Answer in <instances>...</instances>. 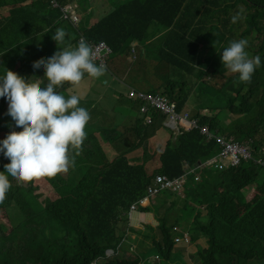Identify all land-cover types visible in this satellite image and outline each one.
Returning <instances> with one entry per match:
<instances>
[{
  "label": "trees",
  "instance_id": "1",
  "mask_svg": "<svg viewBox=\"0 0 264 264\" xmlns=\"http://www.w3.org/2000/svg\"><path fill=\"white\" fill-rule=\"evenodd\" d=\"M74 1L60 0V4ZM114 5L84 30L66 23L71 31L64 27L65 41L57 44L52 38L53 30L68 21L59 8H49L46 0L35 5L33 0H0V8L10 13L7 18H0V77L8 69L30 81L36 80L35 72L44 73V69H34L33 62L51 57L68 47L71 40L79 43L82 31L87 43L105 41L111 47L105 69L112 80L126 63L134 41L145 43L158 36L154 50L159 60L169 64V84L147 91L157 93L164 87L162 93L177 101V111L196 119L198 127L173 131L161 153L151 155L148 141L158 131L155 120L162 116L154 112V120L144 124L135 110L137 103L118 93L119 98L113 97L112 102L118 108H130L132 118L129 123L119 121L114 126L102 116L108 112L107 104L103 102V110L96 105V129L87 134L82 151L66 173L32 182L9 176L12 186L0 203V210H8L13 226L0 220V264H91L96 258L107 257V249L117 251L127 223L121 213L146 195L156 174L187 178L198 161L205 164L221 149L216 138H209L201 127L240 140L253 159L262 157L264 0H127ZM241 10L243 18L232 23V16ZM167 28L170 32L161 34ZM152 30L155 33L149 38ZM241 38L248 41L246 51L250 57H260L261 66L251 82L235 86L232 79L238 74L226 69L221 56L230 41ZM154 69L163 72L158 67ZM192 75L197 76V82ZM216 75L223 81L218 88L224 85L236 94L226 95L229 102L222 109L215 108L209 114L199 110L192 113L189 100L195 86L199 81L210 83L205 77ZM173 76L188 81L177 82ZM43 84L41 87H45ZM69 88L65 84L57 91L64 93ZM7 103L6 98L0 97V141L11 131H22L12 119L3 121L1 111ZM111 148L115 150L112 159L106 156ZM137 149H142L143 155L130 157ZM155 155L160 167L151 173L146 163ZM0 157L5 158L3 153ZM252 158L241 157L242 164H229L226 168L205 165L199 172L200 179L196 168L192 184L187 179L182 193L165 190L150 206L141 207L154 210L160 221L158 227L151 226V243L156 246L160 261L116 252L106 260L107 264H174L171 256L178 235L174 227L184 221L190 232L196 231L207 239L208 245L199 251L200 264H264V166ZM3 171L4 168L0 172ZM57 187L62 194L58 200L50 198L53 189L58 194ZM249 193H254L251 199L247 198ZM173 208L179 210V215L171 213Z\"/></svg>",
  "mask_w": 264,
  "mask_h": 264
},
{
  "label": "clouds",
  "instance_id": "2",
  "mask_svg": "<svg viewBox=\"0 0 264 264\" xmlns=\"http://www.w3.org/2000/svg\"><path fill=\"white\" fill-rule=\"evenodd\" d=\"M33 1L35 5L39 0ZM46 1L49 8H59L62 12V17H64V15L68 12L73 15L77 5V3H74L76 1H74L69 4H75V6L61 9L58 0ZM77 2L79 3L80 0H77ZM242 18L243 10L234 14L231 18V22L237 23ZM65 23H70L71 26L79 27V21L73 23L68 20ZM65 23H63V25L66 26ZM167 32H170V28L161 31V34L166 35ZM66 35L67 33L63 28H57L55 35L52 36V38L57 42V44H63ZM82 37L84 38L85 36L81 31L78 37L79 43L75 47L57 50L47 59L41 58L34 61L32 65L34 69H44V73H41L40 71L35 72L36 80L34 81H30V78L25 79L18 73L8 69H6V74L0 77V97L6 98L8 102V109H6L7 115L10 116L9 120L12 119L15 122L16 127L22 128V131L19 132L11 131L5 139L0 141V153H3L4 157L10 161L4 165V171L0 172V203H3L6 199V195L12 186L9 176L20 182H32L44 177H55L57 174L66 173L69 170V167L74 165L75 156L79 155L82 151L83 142L87 136L85 129L91 119V116L93 117V115L90 116L89 111L80 106L82 96L79 94L77 89L84 80L85 74L92 78H99L106 72V65H100L99 62L95 60L92 47L90 46V44L93 43H87L85 38L84 40L81 39ZM136 46L137 41H134L132 43L133 50L131 51L135 52ZM247 47V39L241 38L239 40H232L229 42L228 46L223 49L221 56L222 64L226 67V69L233 74H238L239 80L245 83L251 82L253 73L261 66L260 57L258 55L250 57L249 53L246 51ZM111 54L112 52L109 56ZM41 76H44V78L42 79ZM195 78H197V76L192 75V79L197 82ZM115 79L116 81H120L122 85L121 89L115 88L112 90L116 95L115 98H119L118 93H123L125 97L137 103L136 110L139 111L145 123H151L154 120L153 113L155 112L162 116V125L173 128L175 133H179L181 130H190L193 127H198V121L196 119L188 118L190 121L195 120L197 122L196 125L190 129H185L181 126L180 131H178L176 130L177 127L175 125L169 123L168 116L163 112L152 110L149 114L143 113L141 106L143 105L144 100L138 97H130L128 92L131 89L146 93L160 94L175 102L176 105L177 101L170 95L162 93L161 91L163 89H161L160 92L153 93L150 91L140 90L132 85L124 84L125 78L119 79L114 77L110 80V82L105 81V84L109 83L112 85V82H116L113 81ZM41 83H44L43 85H45V87H41ZM65 84L70 85V88L68 89L69 94L67 96L57 91L58 88H62ZM204 84L206 85V83ZM205 85H203V88H205ZM112 105L113 107L115 106L113 102ZM148 116L151 117V122L148 121ZM202 128L203 127H201V130ZM210 132L213 131L210 130ZM213 133L221 134L219 131H215ZM233 139L235 138L233 137ZM236 141L241 142L240 140ZM220 151L221 149L209 160L216 157ZM260 154L262 157L253 159L251 151L249 150L248 156L244 158L246 160L252 158L256 163L264 166L263 145L261 146ZM209 160H207L205 164L200 163L198 166H214L213 164H207ZM242 163L243 162L240 161L238 164H230L240 165ZM228 165L229 164H227L224 168ZM191 172L195 173L196 170L193 169ZM196 177L200 179L199 173ZM53 190L54 194L50 198H56V200L61 199L62 194L58 187V194L55 189ZM160 193L154 197H150L148 201H146L147 203L142 205L140 203L141 200L149 196L147 191L145 196L134 201L127 211L121 213V215L126 216L127 223L124 226V238L117 246V251L113 248H109L106 250L107 257H99L93 261H97L99 264H107L108 261L106 260L116 252H118L121 256H141L139 250L134 247L135 245L130 243L133 240L127 243V238H132V235H127V231L134 232V230H139L141 227H145L141 226V221H144L146 224H150L155 228L159 226L160 221L156 217L155 211L151 209H143L141 207L146 208L150 206L154 203ZM133 205H136L138 211L140 210L141 213H131ZM134 219H137L138 224H135ZM152 219L158 223H153ZM126 226L128 227V230H126ZM137 236L133 237L136 239ZM136 247L141 249L137 246V244ZM156 258H159L158 255H156Z\"/></svg>",
  "mask_w": 264,
  "mask_h": 264
},
{
  "label": "rangeland",
  "instance_id": "3",
  "mask_svg": "<svg viewBox=\"0 0 264 264\" xmlns=\"http://www.w3.org/2000/svg\"><path fill=\"white\" fill-rule=\"evenodd\" d=\"M125 1L127 0H80V2L78 3L79 7L77 11L74 10L73 15H71L70 12H68L67 14L64 15V18L65 19L68 18V20H70L71 22L76 23L81 18L83 19V16H85L86 17L85 21H82L81 23H79L80 29L84 30L86 29V26H87L85 22L89 18V12H91L90 9H93V12L90 16L89 22H91L92 17L96 21V19L100 18L102 15L107 14L111 10V8L115 6L114 5L115 3H118V2L121 3ZM58 2H59L61 9L75 6V4H69V5L60 4L61 3L60 0H58ZM9 14H10L9 11H7L4 8H0V18L2 16H3L2 18H7ZM64 27H66L69 31H71V26H60V27L54 28L53 30L54 34L57 28H64ZM154 33L155 32L152 30L149 33L148 37L151 38ZM158 38L159 37L156 36V37L149 39L148 42L140 43V44L139 42H137L136 51L135 52L131 51V54L126 57V60H127L126 63L121 67L120 72H118V75L115 78H119V79L125 78L124 84L132 85L135 88H138L144 91L150 90L151 87L153 86H160V85L163 86V84H169L168 83L169 81H167V79L170 77V72L169 70H167L169 64L165 61L163 62L162 60H159V57L157 54H155V50H154V41L158 40ZM256 39L257 37H254L253 40H256ZM77 43L78 42H76L75 40L73 41L71 40L67 46L75 47ZM131 50H133L132 46H131ZM143 62H147V64L143 65ZM150 63H152L151 67L149 66ZM154 67L160 68L163 72L162 73L156 72ZM208 68L209 67L207 66V69ZM147 73L148 75L145 76V74ZM41 78L43 79L44 76H41ZM141 78H144V81H142ZM172 78L176 80L177 82L188 81L178 76H173ZM110 79H111L110 75L108 74L107 71L105 72L104 75L100 76L99 78H92V77H89L87 74H85V78L82 81V83L79 85L77 91L82 96V99L80 101V106L86 108L89 111L90 116L93 115V111L96 109L95 107L98 106L99 109L103 110L105 109L102 107L103 102L104 104H107L108 112L106 113V116L104 115L102 116L105 121L107 120L109 121L110 125L114 124L115 126V123H114L115 116L110 111L113 108V105H112L113 98L112 97H116V95L113 93L112 90L115 88L121 89L122 85L120 81L118 80L116 81V79L113 80L116 82H112V85L109 83L105 84V81L107 80L109 81ZM195 79L198 81L197 78ZM204 80L205 81L211 80V82L210 83L207 82V84L205 85L203 81H199L198 86H195L194 90L192 91L189 104L191 105V111L193 112H196L199 110L201 111V113L209 114L212 112V110H215V108L222 109L224 108V106L228 104L230 94H234V93L236 94V92H231L229 89H226L224 85L218 88L219 83L221 84L223 82L222 77L220 75H216V77L215 76L207 77V78L205 77ZM232 81L234 82L235 86H238L239 82L241 83V81L239 80V77L233 78ZM203 85H205V88H203ZM61 94L67 96L69 93L67 91ZM226 95H228L229 97ZM106 96H108V98H106ZM6 108L8 109V103L5 105L4 110L1 111V117L4 121H9L10 116L7 115ZM135 110H133V114L137 115ZM94 122L95 120L91 116V119L88 122L86 129H85L87 134L95 130ZM144 124L146 123L144 122ZM155 124L157 125V130H158L156 134L157 135L159 134L160 138L163 137V134L169 135L170 137L171 133L174 131V129L171 127L163 126L161 120H155ZM2 131L5 132L4 129H2ZM102 145L105 148L107 147L105 143H102ZM263 149H264V143H263ZM114 152L115 150L111 148L110 150L106 151V156L112 159ZM9 162H10L9 160L3 157H0V171L3 170L4 165ZM204 168H205L204 166H198L197 172L199 173L203 171ZM152 170H153V167L148 168L149 172H152ZM206 170H208V168ZM192 173H188V176H187L188 184L190 185L192 184V178L195 175L194 173L193 174ZM253 196H254V193L247 194L248 199H251ZM156 208L157 207L154 206V209ZM7 211L8 210L5 208H2L0 210V220L4 222L7 226H13V221L10 219ZM171 213L176 216V215H179L180 212L177 208H173L171 210ZM185 224H187V221H184L181 224H177V227L180 231L175 232V233L179 234L180 232L182 233L183 231H187L189 233L191 242L193 238V241H195L196 243L195 245L198 247V251L195 253V257L199 258V251L203 247H205L201 243L199 238L201 237L206 238V237L198 234V232L196 231L190 232L188 228H185ZM125 228H127L126 230H128L127 226ZM127 235L128 236L132 235V238L131 237L127 238V243L133 240L137 244V246L141 249H138L136 247V244L133 241H131L130 243L135 245L134 247L137 250H139V253L141 254V256L144 255L146 259L148 258L151 261L161 260V258L160 259L156 258V253H158V251L156 250V246L151 243L152 242L151 237L153 233H152L150 224L146 225V230L144 229H142V231L134 230V232L127 231ZM133 236L135 237L137 236V238L135 239ZM185 243L186 242H183L182 245L183 246L186 245ZM190 256L191 255L188 254L186 251H184L182 247H180V249H177L175 247V250L171 256V259L174 264H192V261L190 260Z\"/></svg>",
  "mask_w": 264,
  "mask_h": 264
},
{
  "label": "built area",
  "instance_id": "4",
  "mask_svg": "<svg viewBox=\"0 0 264 264\" xmlns=\"http://www.w3.org/2000/svg\"><path fill=\"white\" fill-rule=\"evenodd\" d=\"M81 39L84 40L82 37ZM92 47L95 60L99 62L100 65L105 66L107 62V58L109 54L112 52L111 48L106 42H100V43H93L90 44ZM128 95L130 97H138L142 100H144L143 105L141 106V110L145 114H149L152 110H157L160 112H163L168 116V121L170 124L175 125L177 127L176 130L180 131L181 126L185 129H190L193 126L196 125V121H190L188 120L186 114L181 115L176 110V103L171 101L169 98L162 96L160 94H152V93H146L141 91H136L134 89H131L128 92ZM148 121L151 122V117L148 116ZM202 132L206 133L209 138L215 137L217 142L221 145V151L220 153L208 161V165H214L218 168H224L227 164H238L241 161V157H247L248 156V147L239 142L236 141L233 138H228L224 135L210 132V130L207 127L202 128ZM187 181L186 175H183L181 177L176 178H170L168 175L163 173H158L155 175L154 181L151 185L148 187V194L146 198L141 200V204L145 205L150 197H154L163 190H171L176 191L178 193H182L185 188V183ZM141 213V211L137 209L136 205L132 206V212L131 213ZM134 213V214H135ZM133 214V215H134ZM132 215V216H133ZM153 223L155 222L154 219H152ZM175 232H179L178 227H174ZM190 235L188 232H183L175 237L176 243H190ZM92 264H99L97 261H93Z\"/></svg>",
  "mask_w": 264,
  "mask_h": 264
},
{
  "label": "crops",
  "instance_id": "5",
  "mask_svg": "<svg viewBox=\"0 0 264 264\" xmlns=\"http://www.w3.org/2000/svg\"><path fill=\"white\" fill-rule=\"evenodd\" d=\"M74 3H77V5L75 7V10L77 11L79 4H78L77 0ZM90 11L91 12H89V18L85 22V24H87V27H89L90 25H92L93 23L96 22L95 19H93V17L91 18V22H89L90 16L93 12V9H90ZM85 19H86V17L83 16V19L81 18L79 20V23H81L82 21H85ZM110 111L115 116V119H114L115 122L114 123H116V122L118 123L119 121L124 122L123 124L129 123V121L132 118V117L130 118V116H131L130 108H125V109L122 107L118 108L116 105ZM169 138H170L169 135H166V134H163L162 138L159 137V134L158 135L156 134L155 136L150 138L148 141V148H149L150 154L151 155L155 154L157 151H159L158 154H160L161 151L164 149L165 145L167 144ZM142 155H143L142 149H137V150H135L129 154L130 157H141ZM159 163H160L159 158L157 155H155L154 157H150V160L146 163V167H147V169L149 167H153V169H156V168L160 167ZM134 222H135V224H138L137 219H134ZM141 222H142L141 226H145V227H141L139 230L140 231H142V229L146 230L145 228H146L147 224L144 221H141ZM199 239H200L201 243L206 247L207 246V239L204 237H201ZM182 244L183 243H177V244H175V246L177 247V249H180V247H182L184 249V251H186L188 254L191 255L190 260L192 261V264H200L199 258L195 257V253L198 251V247L195 245L196 244L195 241L192 240V242L189 244L185 243L186 245H184V246Z\"/></svg>",
  "mask_w": 264,
  "mask_h": 264
},
{
  "label": "water",
  "instance_id": "6",
  "mask_svg": "<svg viewBox=\"0 0 264 264\" xmlns=\"http://www.w3.org/2000/svg\"><path fill=\"white\" fill-rule=\"evenodd\" d=\"M198 162H199V164H200V161H198ZM199 164H198V165H199ZM198 165H196V166H198Z\"/></svg>",
  "mask_w": 264,
  "mask_h": 264
}]
</instances>
